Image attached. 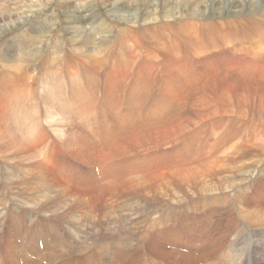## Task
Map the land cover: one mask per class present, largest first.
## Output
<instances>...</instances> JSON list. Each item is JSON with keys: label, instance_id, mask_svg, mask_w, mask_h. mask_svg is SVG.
<instances>
[{"label": "bare ground", "instance_id": "obj_1", "mask_svg": "<svg viewBox=\"0 0 264 264\" xmlns=\"http://www.w3.org/2000/svg\"><path fill=\"white\" fill-rule=\"evenodd\" d=\"M204 1L142 0L137 4L122 3L124 9L132 6L133 12L131 16H127L126 26L117 30L118 36L113 42L115 45L103 40L106 38H101V42L96 44L94 43L95 37L91 34L97 28L110 23L107 17L100 16L99 13L98 15L94 14V11L91 13L87 11L86 14L78 16L83 21V25H77V30H80V35H82L81 42L77 43L84 50L77 54L79 57L75 62L79 63L80 69L71 67L75 66V63L72 64L69 62L70 60L69 63L66 62L68 65L65 66L72 72V76L75 75V72L76 74L81 72L84 75L86 87L94 89V93L99 95L97 98L100 101L97 105L100 106L99 113L102 117H109L111 121L106 122L100 131L95 133L96 139L93 138L94 134L90 133L76 138L73 144L70 143L66 147L72 158L76 160L79 158L80 163L88 166L93 163L92 161H96L98 164L96 167L109 178V182L105 183L106 185L102 184L103 186L92 185L94 189H84L87 185L86 182L82 184L84 187H80V185L78 188L74 185L75 188H72L68 184L69 182L64 181L63 167L59 171L62 177L60 179L56 177V180L52 177L50 184H44L46 187L44 190L49 194L48 190L59 189V191L56 190L55 197L54 191H51L53 200H50L49 205L54 203L64 205L72 201L73 207H82L83 204L86 208L94 211L97 209V204H105L109 198L115 197L116 187H122L123 191L133 188L134 186L128 183V179L132 173L139 174L143 179L142 183L148 184H145V187H140L135 194L127 196V200L123 202L124 204L131 200H141V203L137 205L141 206L142 218L139 217V211L133 214L134 216L130 215L131 205L123 207L125 223L131 222L130 217L138 216L140 218L137 220L138 230L130 228L129 224H124L123 227L125 228L124 239H127L122 250L128 248V243L131 241L129 238L136 236L142 239L139 246L134 245L132 241V247H136V253L139 248L142 252H138L141 255L136 254L129 262L130 264H264V4L258 3L257 0H242L244 5L235 0H233L234 2L227 0L226 3H223L222 0H209L208 7ZM203 2L205 4L201 7ZM180 4L187 9L181 11ZM258 4L261 7H258ZM224 5H229L230 11L235 9L240 14L223 15ZM135 9L140 11L139 19L138 15L134 13ZM5 14L0 15V30L10 24L14 25L13 20L20 19V15L16 14L17 18L13 19L12 15ZM125 16L122 14V20L126 19ZM108 27L112 29L111 26ZM38 29L40 30V28ZM70 30L75 34L73 28L70 27ZM26 32L22 34L26 35ZM240 40L241 43L238 45H240L241 58L240 61L235 59V65L226 63L223 68H216L218 66H212L208 61L212 53H221L224 49H230L234 43L240 42ZM246 44L249 45V53H246ZM88 46H91V49H88ZM120 47L122 53L119 56L116 50ZM221 49L222 51H219ZM250 56H252V61L248 60ZM225 57L223 56L224 59ZM229 65L232 68H228ZM70 68H73L75 72ZM54 70L55 68L52 67L50 72L54 73ZM18 73L17 75L0 73V124L2 123L5 127L3 130L0 129V159L4 156L2 155L3 151L5 153L18 151L20 155H27L32 161L37 162L34 163L33 170L40 171L41 179H44L43 172L54 175L53 169L48 168L51 165L56 167L49 155L51 154L52 158L53 151L62 145L57 141L60 146L54 145V147L52 144V147L50 146L51 148L48 149L46 141L50 135L41 131L43 127L38 129L40 124L37 119L35 123L37 130H33L34 115L33 120H30V114L28 115L27 112L22 115V118L15 116L16 113L13 114L15 109L12 108V105L18 107V104L17 102L10 103L8 98H18L17 94L19 92L22 94V89L19 90V88H22L24 81L29 80L25 76V72H21L20 75ZM69 77H71L70 74ZM80 81L82 80L78 79L77 85ZM58 82L61 81L57 80L53 85L48 84L50 87L47 91L45 90V98L53 99L55 97V86ZM48 85L46 84V86ZM70 85L73 87L72 82ZM59 88L61 89V86ZM123 106L124 111L121 113L119 107L123 108ZM23 112L25 110H22L21 113ZM140 112L143 113L144 123L139 121L138 114ZM10 113L17 128L27 139L30 138L28 145L17 140L8 131ZM25 126H28V130H21ZM75 131L77 130L75 129ZM37 132L38 135L35 136ZM66 134L68 135L67 132ZM79 134L81 135V133ZM80 139L81 141H78ZM202 140H204V153L196 155L195 145ZM190 144H193L191 151L188 149ZM42 147L45 149L43 152L41 151ZM164 147H167L170 152L159 153L158 149ZM148 150L154 152L156 154L154 156L157 157L152 156L153 159L146 154L149 158L147 159L154 160L157 164L152 166L144 164L142 167L138 164L136 167L132 162L134 159H129L131 171L122 172V166L118 161L121 159L120 157L123 155L128 157L129 154ZM26 159L28 160V158ZM10 163L8 162V164ZM29 169L31 170V168ZM254 174L255 177H253ZM136 178L138 177L136 176ZM0 179L2 178L0 177ZM103 179L101 178V180ZM149 182L151 183L149 184ZM29 183L31 184V182ZM96 185L98 184L96 183ZM88 188L91 187L88 186ZM4 193L6 192L4 191ZM57 193L61 195L60 200L56 198L58 197ZM32 194H35L34 191ZM29 196L27 197L29 198ZM40 198L49 200L48 196L43 198L41 195ZM34 199L38 200V198ZM39 202L41 201L39 200ZM151 204L156 207L153 209ZM0 205L3 206L2 203ZM221 208L223 216L220 224H227L223 229L218 220L213 219L219 214ZM0 209L2 210V208ZM75 211L71 214H75ZM199 211H204L210 217L207 224L209 230L218 228L219 235L217 238L214 237L217 242H212L211 239L210 241L205 240L201 243L202 246H198V242L200 243V239H198L197 248L193 249L200 251L197 252V257L180 254V252L177 253L178 251L170 254L165 252L166 250L159 249L154 240L160 238L158 236L161 235L158 227L162 220L158 223L159 218H165L174 212L191 214ZM30 213L28 214L31 215ZM81 213L83 212L81 211ZM145 221L148 224H145ZM176 222L177 219L173 222V227L175 230H180L179 222L178 225H175ZM146 227L150 230H147ZM187 229L189 228L184 230ZM134 231L138 232L134 233ZM178 234H176L177 237H180L181 233ZM228 237L231 239L229 240ZM100 238L102 239V236ZM179 239L181 240V238ZM206 244L209 247L205 246ZM124 259L125 254L122 260L124 261ZM36 261L37 259H28L25 264H36Z\"/></svg>", "mask_w": 264, "mask_h": 264}, {"label": "rangeland", "instance_id": "obj_2", "mask_svg": "<svg viewBox=\"0 0 264 264\" xmlns=\"http://www.w3.org/2000/svg\"><path fill=\"white\" fill-rule=\"evenodd\" d=\"M140 1L142 2V0H0V15H3L6 13L9 15H12L13 19L17 18V17H15L16 14L20 15L19 16L20 19L13 20L15 23L14 25L10 24L7 26L8 28L5 27V28L1 29L2 31L0 30V40H1L0 41V59H1L0 60V66H1L0 67V73H6L8 75L9 74L17 75V73L19 72L18 75H20L21 72H25V76L29 78V80L23 82L22 88H19V86H18L19 90L22 89V94H20V92H19V94H17L15 92L17 94L18 98L17 97H14L13 99L12 98L10 99V97L8 98V101L10 103H13V102L16 103L17 102V104H18V107L16 106L17 108L12 105V108L15 109L14 110L15 112L13 114L16 113L15 116H17L18 118H22L23 114L28 113V115L30 114V116H29L30 120H33L32 118L34 115L33 130L34 131L37 130L36 124H35L37 122L36 121V119H37L39 121V124H40V128H38V129H41L43 127L41 129V131H44L50 135L49 139H48L49 141L48 140L46 141L48 149H50L52 147L51 146L52 144H53V146L55 145L56 147L59 144L62 145L61 147H57L56 151H53L52 158H51V154L49 155L50 160L52 161L54 166L57 167V168L53 167L52 165L48 166L49 169H53L52 173L54 175L50 174L51 175L50 176L48 174H45L42 171L43 172L42 177H44V179H41V172L40 171H34L33 170V165H35L34 163H37L35 160L32 161V159L29 158L27 155H23V154L20 155L18 151L17 152L14 151L12 153H5L4 151L2 152V155H4V156L2 159H0V165H1L0 174H2V175H0V177L3 179V180L0 179V180H2V181H0V201L2 200V202H0V204L1 203L3 204V206L0 205V208H2V210L0 209V219H1L0 220V224H1L0 225V264H17L15 257L18 255V251H17L18 247L14 246V243L16 241L15 240L16 239V232H17V236L20 237V239H19V240H21L20 246H21V249L23 250L22 242L25 239V236L22 238L21 234H23V232H25V229H28L30 231L38 230V233L41 234L43 231H46V226H48V228H49L48 232L51 234V237H52L51 241H53L52 258L56 260L57 264H86V263L87 264H100V263L126 264V260L128 259V257L131 254H134L133 251H130V252H128V251L130 249L136 248V247H131L129 250L124 249L125 251L122 250L125 246V240L127 239V238L124 239L125 228H123V227H124V224L125 225L129 224V225H131L130 228L133 227V228H135V230H138L137 228L139 227V223L137 222V220L142 218V217L140 214V212H141L140 207L141 206H139L137 204H140L141 200L140 201L139 200H135V201L131 200V201L124 203V204H123V202H125L127 200L129 195H133L136 192H138L140 187H145L148 184V183H142L143 179L140 178L139 174L132 173V176L128 179V183L133 185L134 186L133 188H128V190L123 191V189H121L122 187H116L117 197L115 195V197H113L111 199L109 198V201L105 202L106 205L105 204H100V205L97 204V207H96L97 209H94V211L92 209H89L88 207L86 208V206H83V204H82V207L81 206L80 207H78V206L73 207L74 203L72 201H70L69 203L64 204V205L63 204L60 205V203L59 204L54 203L52 205H49L50 200L51 201L53 200V197H52L53 193L52 192L54 191V197H55V192H57L56 190L59 191V189H57V188L55 190L50 189V190H48V192H50V193L47 194L46 190H44V188L46 189L44 184L45 185L50 184L52 177H54L55 180H56V177H57V179H60L58 177V175H59V171L63 167H64L65 175L71 176V177H66L64 175L65 180L70 179L71 182L69 180H67V181L69 182L68 184L72 188H75L76 184H78V183H80V185H81V186L78 185V188L84 187V185H82V184L85 183V181H89V180L93 179L94 176L92 174L93 173L92 172V170H93L92 164L94 163V161H92L93 160L92 155H91V161L93 163H91L90 165L87 166L86 164H83L82 162L80 163L79 158L77 160L72 158V156L69 154L70 151H68L66 146H68L70 143L73 144L75 142L76 138L78 139L81 136L88 135L90 133L91 134L98 133V131H100L101 127H103V125H105L106 122L111 121V119H109V117L108 118L102 117V115L100 117L101 122L99 121L97 126H96V124H94L95 126H92L93 121H89L92 116H93L92 118H94L95 116L100 114L99 113L100 112V106L99 107L97 106V105H99L100 101L97 99L99 97L98 93L96 94V93H94V89L91 90V89H88L86 87V79H85L84 75H82L81 72L76 74V72L73 69L74 67L80 69V67L78 66L79 63L77 62L78 64H76L75 62L78 60V57H79L77 54L84 51L83 48L80 46V44L77 43V42H81V40H82L81 39L82 35H80L81 34L80 30H77V28H78V26L83 25V21L80 20L78 16H81L82 14L84 15V13L86 14L87 11H88V13L89 12L91 13L94 11V14L98 15V13H99V15L101 14L100 16L107 17V20L110 21V23H107V24L103 25L102 27L97 28L93 32L95 34H93V33H91V34L94 35V37H95L94 43H96V44L100 43L103 38H106L103 40L112 45L115 38H117V36H118L117 30L120 28L122 29L124 25L126 26L127 16L128 15L131 16L132 12H133L132 6L128 9H124L122 7V3L131 2L132 4L133 3L137 4ZM210 1H213V0H210ZM210 1L205 0L204 2L206 4L203 2L201 4L202 6L201 5L200 6L203 7L205 4L209 7ZM219 1H221V0H219ZM222 1H223V3L227 2V0H222ZM231 1L234 2L233 0H231ZM235 1H238L241 4H243L242 0H235ZM257 2L258 3L261 2L260 4H264V0H257ZM101 3H103V4H101ZM260 4H258V7H261ZM188 7H189V5H188ZM229 7H230L229 5H226V6L224 5L223 9L225 12H222L223 15L240 14L235 9H232L230 11ZM180 8H181V11H185L187 9V7L182 6V5L180 6ZM130 9H131V11H130ZM139 12H140L139 9H135V11H134V13L136 15H138L137 16L138 19H139ZM227 12H228V14H227ZM122 14L124 16L126 15L124 17L126 19L122 20V17H121ZM78 22H80V23H78ZM108 26H111L112 29L109 28ZM70 27L75 30V34H73L74 31L70 30ZM38 28H40V30ZM25 31H27L26 35L22 34L23 32L25 33ZM74 37H77V38L74 39ZM238 43L240 44L241 40H240V42L238 41V42L234 43V46L230 49H224V51L221 53L220 52L212 53V55H210V59L208 61L212 64V66H215V67L218 66L216 68H223V65L226 63L235 65V63H234L235 59L240 61V58H241L240 57L241 52H239L240 45H238ZM113 44L115 45V43H113ZM117 44L119 45V43H117ZM245 47L247 49L246 53H249V45L246 44ZM88 49H91V46H88ZM116 51H118L119 56H120L122 53V48L120 47ZM219 51H222V49ZM223 56L224 57L226 56L225 59L223 58ZM227 56H228V60H227ZM251 58H252V56H250L248 58V60H251ZM62 61H63V64L61 63ZM68 61L71 62L72 64L75 63V66H71L73 68H70L71 71L75 72L74 73L75 75H73V76H72V72L67 70L66 66L69 63ZM66 62H68V63H66ZM34 63H36V64H34ZM6 64H8V65H6ZM229 66H228V68H232L231 66L230 67ZM52 67L55 68L54 73L50 72ZM1 69L3 70V72ZM198 69H200V68L198 67ZM56 71L58 72V74ZM59 71H61V72H59ZM66 71H68V72H66ZM69 74L72 78L69 77ZM56 77H58V78H56ZM78 79H80L82 81H80L79 84L77 85ZM57 80L61 81V82H58L59 84L57 83V85L55 86V97L53 99L45 98L46 91L49 89L50 85L55 84L57 82ZM7 82H8V80H7ZM42 82H43V84H42ZM44 82H46V83L44 84ZM71 82L73 83V87H72V85H70ZM46 84L47 85L50 84V85L46 86ZM33 86H34V88H33ZM60 86H61V89L59 88ZM18 88H17V90H18ZM29 88H30V90H29ZM63 91H64V93H63ZM65 96H68L69 98L68 97L66 98ZM34 98H36V99H34ZM55 99H56V101H55ZM19 100H21V101H19ZM72 101H73V103H72ZM78 103H80V104H78ZM89 103H90V105H89ZM65 104L67 107L65 106ZM53 106H55V107H53ZM19 107L21 108V110ZM25 108L27 109V111ZM77 108H79V109H77ZM22 110H25V112L21 113ZM60 111H62V112H60ZM119 111L122 113L124 111V106H123V108L119 107ZM90 113H92V114H90ZM69 114H70V116H69ZM93 114H95V115H93ZM80 115H82V116H80ZM138 115H139L138 117L140 119L139 121L141 123H144L145 121L143 118V113L140 112V114H138ZM43 117H45V118H43ZM87 117H89V119H87ZM15 120L18 121L17 119H15ZM8 121H9L8 122V131H10L12 133V135L17 140H21L20 142H23V143L28 145V142H30L29 141L30 138L27 139L25 137V135L20 131V129L17 128V126L13 122V117L11 116V113L9 115ZM68 121H69V123H68ZM74 121H75V123H74ZM87 122L91 123V124H88ZM46 124H48V125H46ZM69 125L71 128L69 127ZM4 128L5 127L1 123L0 129L3 130ZM98 128H99V130H98ZM75 129L77 131H75ZM21 130H28V126L23 127ZM66 132L68 133V135L66 134ZM79 133H81V135ZM37 135H38V132L35 134V136H37ZM58 135H61V136H58ZM59 138L62 140H60ZM93 138L96 139V136H94ZM66 139H68L67 141H69V142H67ZM70 139H71V141H70ZM57 141L59 142V144ZM78 141H81V139ZM203 143H204V140L196 143V145H195L196 155L204 153ZM192 145L193 144L189 145L190 147L188 149L190 151L192 149ZM60 149H62V150H60ZM44 150L45 149H43V147H42L41 151L43 152ZM158 151H159V153H161V152L169 153L170 152V150L167 147L160 148V149H158ZM146 154H148V156L150 158L152 156L154 158L157 157V156H154V155H156L154 152H152L151 150H148V151H144V152L139 151V152H136L134 154H129V156L132 155L130 157L128 155H127L128 157H126V155H123L122 157H120L121 159L119 158L120 160H118V161H119V163L127 162L129 164V166L131 164V161L129 159H134V160H132V162L135 165L140 164L142 166L145 164L147 166H152L153 164H157L156 161L154 162V160H152L153 162L148 160L149 158ZM5 155H6V157H5ZM70 156H71V158H70ZM123 157H126V158H123ZM26 158H28V160ZM8 162H11V163L8 164ZM11 164L13 165V167ZM89 166H91V167H89ZM24 167H26V168H24ZM58 167H60V168H58ZM29 168H31V170ZM25 169H27V170L25 171ZM6 172H7V174H6ZM102 174H103V176H102ZM11 175H13V176H11ZM133 175L135 178L133 177ZM136 176L138 178H136ZM255 176L256 175L254 174L253 177H255ZM71 178H73V179H71ZM77 178L80 180H78ZM101 178L102 179L105 178V179L101 180V182H98L97 183L98 185H95L96 187L99 186L100 183H101L100 186H103L105 183L107 184V182H109V179L105 177V175H104V173H102V171H101ZM6 180H9V181H6ZM5 181H6V183H4ZM28 182H31V184L30 183L28 184ZM150 183L151 182H149V184ZM36 184H38L37 187H36ZM92 185L94 186V184L86 185L84 189H94V187ZM88 186L91 188H88ZM40 190H42L43 192L41 193ZM4 191L6 193H4ZM33 191L35 194H32ZM7 192H9V193H7ZM24 193H26V194H24ZM122 194H124V195H122ZM41 195L43 196V198L45 196H48L49 200L47 199V201H46L45 198L44 199L40 198ZM56 195L58 196L56 198L58 200H60L61 199L60 193H57ZM59 195H60V197H59ZM27 196H29V198ZM10 198H12V199L10 200ZM34 198H38V200L36 201V199H34ZM13 199H15V200H13ZM120 199H121V201H120ZM39 200L41 202H39ZM118 202H119V204H117ZM45 204H48V205H45ZM27 205H29V207H27ZM128 205H131V208H132V209L130 208L131 209L130 215L136 214V212L139 211V217H140V218L138 216L137 217H130L131 222L130 221L129 222L131 224L125 223L123 221V218H124L123 213L125 212L123 207L128 206ZM133 205L135 208L132 207ZM151 205H152L153 209H154V207H156L153 204H151ZM67 206H68V208H67ZM18 207H20V208H18ZM152 207H151V209H152ZM4 209H5V211L6 210L7 211L5 212ZM60 210H61V212H60ZM74 210H76L75 211L76 215L71 214V213H74ZM81 211L83 213H81ZM9 212H10V214H9ZM28 213H30L31 215H29ZM189 213H191V212H189ZM218 213L219 214L214 216L213 219L216 221L218 220V223L220 224V221H221L222 216H223L222 215V208L220 209V211ZM54 217L56 218L55 220H54ZM94 217H96V218H94ZM64 218H65V220H64ZM83 218H84V220H83ZM132 218H134V219H132ZM30 219L32 220V223L30 224L29 228H27L28 227V220H30ZM176 219H177V222L175 223V225H178V222H179V229L180 230H175L173 227V222ZM161 220H162V223L158 227V230L161 231V235L158 236L160 238L154 239V240L158 244L159 249H161L163 251L166 250L165 252H167V253L169 252L170 254H173V253L178 251L177 253L180 252V254L197 257L198 256L197 252H200V251L193 250L194 248L195 249L197 248V245H196L197 240L200 239V243L198 242V246H202L203 244H201V243H203L205 240L210 241V239H211V241L213 242L212 238L213 237L217 238L219 235V230L217 227L210 229V230L208 229L207 224L209 223L210 217H208L204 211H199V212H195V213L192 212L191 214L175 213L174 212V213H170L165 218H159L157 220V222L159 223ZM114 221H116V222H114ZM105 222H107V223H105ZM118 223H121V224H118ZM87 224H90V225L88 226ZM145 224H148V222L145 221ZM140 225H142V224H140ZM226 225L227 224H220V227L223 229ZM103 226H104V228H103ZM141 227H145V226H141ZM58 228H60L61 234L57 238ZM112 228H113V230H112ZM146 228H147V230H150V228H148V227H146ZM185 228H189V229L184 230ZM165 230L168 231L172 236H175L176 240L174 238H169V236H165V235H167V234H165ZM213 230H215V231H213ZM172 231H174L176 234H178V232H179V234L181 233V236L177 237V235ZM100 232L103 234L105 232V234L103 235ZM137 232L138 231H134V233H137ZM169 233H168V235H170ZM100 236H102V239L101 238L99 239ZM48 238H49V236L46 237V239H48ZM168 238L171 240H166ZM179 238H181V239L187 238L188 241H180ZM216 238H213V239H215L214 242H217ZM228 238H229V240L231 239L230 237H228ZM103 239L105 241H102ZM129 240L133 241L134 245H137V246H139V244L142 241V239H140L139 237H136V236L129 238ZM49 241H50V239L48 240V242ZM87 242L89 243V245ZM82 245H85V246L82 247ZM64 246L67 247V250H65ZM90 246H92V247L94 246V247L91 248ZM168 246H171V248L169 247L170 248L169 249ZM174 246H176V247H174ZM185 246H186V248H185ZM205 246H208V245L206 244ZM205 246H203V247H205ZM58 248H60V249H58ZM80 248H81V251H79ZM82 248H86L85 249L86 251ZM88 248H91V249H88ZM175 248H177L176 251H174ZM109 250H110V252H109ZM181 251H183V252H181ZM138 252H142V250H140V248H139V250L137 249L136 254L139 256V255H141V253L138 254ZM195 253H197V254H195ZM124 254H125V259L123 261L122 258H123ZM136 254L131 256V259H133ZM18 259L19 260H17V261L19 263L20 258H18Z\"/></svg>", "mask_w": 264, "mask_h": 264}]
</instances>
